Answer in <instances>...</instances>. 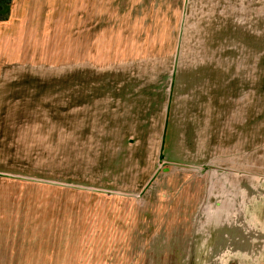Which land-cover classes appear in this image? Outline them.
<instances>
[{
    "label": "rangeland",
    "instance_id": "374dc122",
    "mask_svg": "<svg viewBox=\"0 0 264 264\" xmlns=\"http://www.w3.org/2000/svg\"><path fill=\"white\" fill-rule=\"evenodd\" d=\"M0 264H264V0L18 3Z\"/></svg>",
    "mask_w": 264,
    "mask_h": 264
},
{
    "label": "water",
    "instance_id": "95a60500",
    "mask_svg": "<svg viewBox=\"0 0 264 264\" xmlns=\"http://www.w3.org/2000/svg\"><path fill=\"white\" fill-rule=\"evenodd\" d=\"M176 70H177V67H175L173 75H172V83H171V91H170V97H169V105H168V108H167L165 127H164V131H163L162 142H161V160H163L165 158L164 152H165V149H166V139H167V133H168V128H169V117H170V112H171L172 95L174 93V88H175ZM164 164H166V163H164ZM165 171H167V169H165ZM160 173H161V169H158V171L154 174V176L151 178V180L145 186L144 190L141 193L142 195L147 192V190L151 187V185L157 179V177L159 176Z\"/></svg>",
    "mask_w": 264,
    "mask_h": 264
},
{
    "label": "trees",
    "instance_id": "16d2710c",
    "mask_svg": "<svg viewBox=\"0 0 264 264\" xmlns=\"http://www.w3.org/2000/svg\"><path fill=\"white\" fill-rule=\"evenodd\" d=\"M13 0H0V21H6L10 16Z\"/></svg>",
    "mask_w": 264,
    "mask_h": 264
},
{
    "label": "crops",
    "instance_id": "0c3cea01",
    "mask_svg": "<svg viewBox=\"0 0 264 264\" xmlns=\"http://www.w3.org/2000/svg\"><path fill=\"white\" fill-rule=\"evenodd\" d=\"M26 1H29V0H13L12 5H11V12H10L11 18L14 17V15L16 14V10H17V7H18V3H20V2H26ZM100 16L101 15L98 14V17H100Z\"/></svg>",
    "mask_w": 264,
    "mask_h": 264
}]
</instances>
